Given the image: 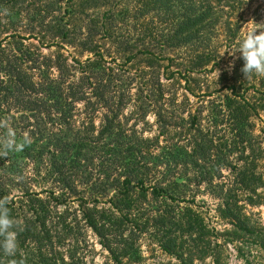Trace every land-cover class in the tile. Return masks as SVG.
<instances>
[{"label":"trees","instance_id":"obj_1","mask_svg":"<svg viewBox=\"0 0 264 264\" xmlns=\"http://www.w3.org/2000/svg\"><path fill=\"white\" fill-rule=\"evenodd\" d=\"M70 1H75L76 6L67 11V15L71 21L81 24L69 26L56 21L47 23L45 29L53 38L82 49L87 46L86 50L92 53L93 59L79 64L81 72L75 80L69 81V70L58 63H55L56 76L46 74L54 65L52 62L46 66L47 70L40 69L42 80L32 81L18 59L0 61V77L5 79V82L0 80V90L16 92L23 106L29 103L23 109L31 111L29 118L34 119V125L30 126H52V134L46 142L26 144L23 153L37 165L38 171L39 165L44 167L50 188L60 191L55 195L50 190L44 198L25 190L16 202L8 201L9 194L0 189V205L9 212L17 240L14 256L6 255L0 248V264H80L73 255L65 260L59 250H54L53 241L61 245L74 229L63 215L67 210L63 213L55 210L58 204H63L65 195L77 196L80 200L84 225L99 238L109 254V261L104 264L139 263L141 257L136 242L146 232L155 235L160 250L174 256L178 264H194L213 254L215 248L205 241L212 232L200 214L191 208L178 211L172 206L186 200L185 190L191 180L197 185H206L221 200L217 209L219 217L233 224L230 232L234 237H251L264 250V233L241 214L236 193L242 191L257 196V189L263 187L261 177L255 175V167L251 172L247 169L238 172L231 162L233 153L245 143V128L254 113L253 108L247 103L226 99L230 137L220 144L214 143L210 128H199L196 116L172 123L173 116L160 112L156 114L158 126H176L179 121L188 125L187 146L170 144L159 149L156 140L152 143L147 139L128 138L119 127L125 124L118 120L127 104L124 99L128 79L123 71L114 74L117 65L105 66L94 41L96 36L109 41L124 65L130 64L131 68L147 71L154 77V67L160 63V58L152 45L178 48L188 44L208 20L203 2L137 0L131 8H120L116 0ZM9 2L0 0V13L10 14L13 8L8 6ZM103 6L106 10L99 15L95 10ZM81 30L85 34L83 39L75 36ZM2 54L0 47V56ZM118 79L121 82H117ZM151 82H141L144 88L139 91L146 90V96L154 93L155 88L149 86ZM82 101L84 112L94 111V107L100 105L104 114L99 127L87 116L89 121L79 125L83 128L72 132L74 104ZM145 115L146 111L139 114L138 119ZM42 136L43 132H39V140ZM46 151L48 153L44 154ZM43 154L48 157L42 158ZM242 159V155L238 157ZM221 167L228 168L232 174L238 172L231 182L238 186L236 190L227 189L223 183L212 187ZM177 168L191 170L194 174L186 179L187 184H182L180 178L169 180V175ZM78 169H83L84 176H80L77 183L72 171ZM93 170L97 177L91 175ZM10 175L14 177L12 172ZM78 187L85 188L86 198L80 196ZM6 235L0 233V243ZM245 264L252 263L246 261Z\"/></svg>","mask_w":264,"mask_h":264},{"label":"rangeland","instance_id":"obj_2","mask_svg":"<svg viewBox=\"0 0 264 264\" xmlns=\"http://www.w3.org/2000/svg\"><path fill=\"white\" fill-rule=\"evenodd\" d=\"M136 1L116 0V4H119L120 8H131ZM193 1L197 4L203 2V7L208 10V20L186 45L178 48L152 45L151 48L157 50L156 54L160 58V63L154 67V77H150L151 74L147 71L141 72L131 68L130 64L124 65V61L116 55L109 41L94 37L98 50L103 55L105 66L110 65L113 68L117 65L114 74L118 75L116 72L123 71L124 77L128 79L126 84L128 92H125L124 99L127 104L118 116L120 123L125 126L119 127L123 128L124 135L128 138L147 139L152 143L156 140L159 149L170 144L187 146L188 135L185 131L188 125L179 121L176 126H158L156 114L160 112L166 116H173L172 123L178 120L186 121L191 115L196 116L199 128H210L211 135H214V143L220 144L230 137L227 107L229 103L226 99L230 98L240 104L247 103L253 108L254 113L247 120L245 143L233 153L231 162L238 168V172L246 169L251 172L250 170L255 167V175L261 177L263 187L257 189V196H250L242 191L236 193L239 196L238 206L241 214L248 217L251 223L264 233V74H254L245 78L241 72L243 61L236 59L234 66L230 67L232 57H229L227 52L224 53L226 48L235 50L245 38L247 30L264 25V0ZM8 2V6L13 8L10 14L6 11L0 13V47L3 50L0 61L18 59V64L22 65V69L27 72V78L32 81L42 80L40 69L47 70L46 66H50L52 62L54 65L50 66L46 74L49 77L56 76L55 63H58L69 70V81L75 80L81 72L78 71L79 64L87 59H93L92 53L86 50L87 46L82 49L57 37L53 38L51 32L45 29L47 23L56 21L69 26L81 24L80 21H71L67 15V11L75 9V1L8 0ZM105 10L106 7L103 6L95 11L102 15ZM88 13L94 12L89 10ZM41 21L43 22L40 23ZM260 31H264V27L258 28L257 34ZM75 36L83 39L85 34L81 30L76 32ZM1 78L3 77H0V80H3ZM150 80L152 82L149 86L156 91L146 96V90L143 93L139 90L144 88L141 82ZM117 82H121L120 79ZM16 96V92L0 90V149L10 130L15 133L17 145H22L17 151L0 157V189L9 194L8 201L12 199L16 202L25 190L44 198L50 190L58 195L60 191L57 188H50L51 183L46 178L44 167L39 165L38 171L37 165L29 158H25L23 153L25 135L30 136L28 145L31 146L35 142H46L52 134V126H30L34 125V119L29 118L31 111L23 109L29 106V103L23 106ZM142 101L146 104H140ZM74 105L72 115L75 126H70L74 128L72 132L81 130L83 126L79 125L89 121V117L95 127H99L97 125L104 114L100 105H96L94 111L88 112H84L83 101ZM144 111H146L144 118L138 119L139 114ZM83 112L87 115L85 116ZM39 132H43V139L39 140ZM66 133L68 135V131ZM47 153L46 151L44 154ZM155 153H158L157 149ZM44 154L42 158L45 159L48 156ZM241 155L243 159L238 160ZM12 164H15L14 167ZM72 172L77 183L79 177L84 176L83 169ZM238 172L232 174L228 168L221 167L219 176L213 179L212 187L223 183L227 189L236 190L238 186L235 187L231 182ZM91 175L97 177L96 171L93 170ZM192 175L194 174L191 170L177 168L169 175V180L180 178L182 184H187L186 179ZM189 184L185 190L186 200L176 202L172 206L178 211L184 210L185 207L191 208L200 214L205 226L212 232L205 241L211 248H215L211 256L196 260L194 264H245L246 261L264 264V250L259 248L258 242L251 237H234L230 232L233 230V224L219 217L217 209L221 200L207 189L206 185H197V182L192 180ZM78 191L83 198L88 196L84 192L86 191L84 187H78ZM62 200L63 204H58L55 210L59 213L67 210L63 215L74 229L61 245L53 241L54 250H59L65 260L73 255L80 264H104L109 261V254L100 244L99 238L84 225L78 197L65 195ZM156 241L157 237L148 232L140 236L136 246L141 260L134 264H178L174 256L160 250Z\"/></svg>","mask_w":264,"mask_h":264},{"label":"clouds","instance_id":"obj_3","mask_svg":"<svg viewBox=\"0 0 264 264\" xmlns=\"http://www.w3.org/2000/svg\"><path fill=\"white\" fill-rule=\"evenodd\" d=\"M261 27H253L251 30L246 31V36L242 39L235 50L226 48L224 53L227 52L232 60L229 66H234L235 60L240 59L243 61L241 72L247 78L254 74H264V31H260L257 34V29ZM239 53V56H237ZM30 143V136L25 135L24 144ZM22 145H17L15 140V133L9 131L8 137L3 143L2 149H0V157L6 156L10 152H15ZM14 225L9 216V212L6 207L0 205V233H5L6 238L0 243V248L8 256H14L17 251L16 233L13 231Z\"/></svg>","mask_w":264,"mask_h":264}]
</instances>
